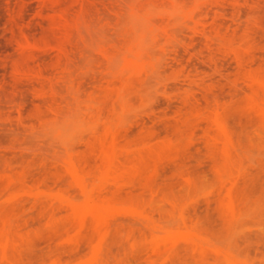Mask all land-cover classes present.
<instances>
[{"label": "rangeland", "instance_id": "obj_1", "mask_svg": "<svg viewBox=\"0 0 264 264\" xmlns=\"http://www.w3.org/2000/svg\"><path fill=\"white\" fill-rule=\"evenodd\" d=\"M0 264H264V0H0Z\"/></svg>", "mask_w": 264, "mask_h": 264}, {"label": "bare ground", "instance_id": "obj_2", "mask_svg": "<svg viewBox=\"0 0 264 264\" xmlns=\"http://www.w3.org/2000/svg\"><path fill=\"white\" fill-rule=\"evenodd\" d=\"M90 208V207H89Z\"/></svg>", "mask_w": 264, "mask_h": 264}]
</instances>
